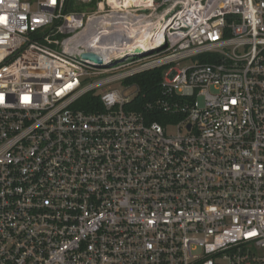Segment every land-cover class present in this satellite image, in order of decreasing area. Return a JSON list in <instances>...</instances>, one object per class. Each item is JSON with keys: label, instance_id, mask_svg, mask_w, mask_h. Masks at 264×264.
Wrapping results in <instances>:
<instances>
[{"label": "built area", "instance_id": "built-area-1", "mask_svg": "<svg viewBox=\"0 0 264 264\" xmlns=\"http://www.w3.org/2000/svg\"><path fill=\"white\" fill-rule=\"evenodd\" d=\"M77 1L0 0V264H264V0Z\"/></svg>", "mask_w": 264, "mask_h": 264}, {"label": "trees", "instance_id": "trees-1", "mask_svg": "<svg viewBox=\"0 0 264 264\" xmlns=\"http://www.w3.org/2000/svg\"><path fill=\"white\" fill-rule=\"evenodd\" d=\"M77 0H65L66 11H76L74 4ZM207 57H200L201 61H207ZM161 70H150L144 73L135 75L129 79V83H134L138 87V92L132 99L128 108L140 112L148 122L164 121V116L159 110L149 108L147 105L155 99L160 93L159 83L161 81Z\"/></svg>", "mask_w": 264, "mask_h": 264}, {"label": "rangeland", "instance_id": "rangeland-1", "mask_svg": "<svg viewBox=\"0 0 264 264\" xmlns=\"http://www.w3.org/2000/svg\"><path fill=\"white\" fill-rule=\"evenodd\" d=\"M74 6L76 7V11L77 12H90L91 11V6L85 4L82 1H77L74 4ZM185 65H187V63H183L182 64V66H185ZM124 86H125V83L124 82L117 81V82H112V83L108 84L107 86H105V88H106L107 91L123 90L124 89ZM100 90L101 89H98L96 91V93H100ZM133 90H134L133 88L128 89V92H132ZM166 134H168V135H174L175 134V130L172 129V128H168V129H166Z\"/></svg>", "mask_w": 264, "mask_h": 264}, {"label": "bare ground", "instance_id": "bare-ground-1", "mask_svg": "<svg viewBox=\"0 0 264 264\" xmlns=\"http://www.w3.org/2000/svg\"><path fill=\"white\" fill-rule=\"evenodd\" d=\"M153 31H154L153 26L147 24L145 27L134 31L133 38L134 39H141L140 42L138 43L141 46H144V45L150 46L154 43H153V41L150 40L151 38H149L148 36L151 35L153 33Z\"/></svg>", "mask_w": 264, "mask_h": 264}, {"label": "water", "instance_id": "water-1", "mask_svg": "<svg viewBox=\"0 0 264 264\" xmlns=\"http://www.w3.org/2000/svg\"><path fill=\"white\" fill-rule=\"evenodd\" d=\"M86 58H90V59H93L95 61H100L99 58L97 56H94V55H87Z\"/></svg>", "mask_w": 264, "mask_h": 264}]
</instances>
